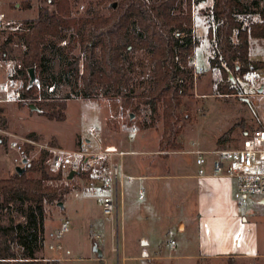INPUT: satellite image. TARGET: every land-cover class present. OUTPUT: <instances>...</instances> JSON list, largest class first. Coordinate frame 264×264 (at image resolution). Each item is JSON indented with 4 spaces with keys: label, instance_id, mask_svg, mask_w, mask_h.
I'll return each mask as SVG.
<instances>
[{
    "label": "rangeland",
    "instance_id": "1",
    "mask_svg": "<svg viewBox=\"0 0 264 264\" xmlns=\"http://www.w3.org/2000/svg\"><path fill=\"white\" fill-rule=\"evenodd\" d=\"M23 1L0 0V45L2 38L7 39L15 32L21 31L24 28L23 21L35 14L36 3L33 4L34 10H18ZM98 1L100 0H80L72 8L73 15L83 16L88 5ZM241 1L250 4L254 0ZM201 8L203 6L198 5L194 9V32L198 46L191 59L193 70L199 68L201 72L193 75L188 108L182 110L189 115V120L182 125L179 138L183 153L172 156L167 161L152 160L158 158L153 152L157 151L162 132L161 123L150 130H140L135 136L123 129L125 118L118 119L115 129L109 128L104 123L105 118L110 116L106 101L81 100L78 97L81 85L73 83L71 79H65L54 87L44 86L43 89L45 97L67 98L64 121H50L41 113L31 111L28 105L36 106L37 100L34 98L38 88L28 92V78L26 81L21 79L20 62L23 49L19 39L14 38L4 52L0 49V61L4 65L9 63L8 77L16 82L19 94L25 93L28 96L0 105V178L11 175L16 166H23L22 156L28 159V165L44 156L46 172L55 176L58 172L51 170L48 164L51 151L59 149L97 152L98 144L103 143L105 139L117 142L120 150L123 148L128 151V158L125 157L124 161L128 159L130 174L145 173L149 169L161 171L165 164H169L180 167L182 170L176 173L182 175L186 170L195 171V155L192 153L195 150L213 152L240 148L243 132L248 131L247 126L252 129L264 126V111L258 112L255 109L257 105L264 104V97H242L241 93H250L251 89L242 82L241 77L233 79L238 94H214L215 86L212 82L220 81L222 76L219 70L209 67V58L213 53L206 38L204 20L198 16ZM102 14L107 15V11ZM54 42L58 47L57 50H52L53 53L64 54L67 40ZM46 54L48 72L59 74V56L52 55L48 50ZM250 57L252 60L264 61V42H253ZM125 62L133 77L134 92L140 93L148 88L151 78L148 55L145 52L126 53ZM258 70L264 72V68ZM5 78V74L0 73V82ZM105 126L112 132L105 131ZM91 128L95 130L94 133L90 131ZM95 134H98V137ZM30 135H33V138H29ZM12 144L20 146L27 154H21ZM207 159L210 161L213 157L209 156ZM27 176L31 177L33 174L28 173ZM88 181V178H72L67 183L69 192L63 196L62 206L59 207L57 202L45 205L43 243L35 254L37 258L43 256V249L47 259L58 261V264H102L91 260L97 256L94 252V246H97L101 248L104 264H264L263 259L197 260V228L196 222L193 224L192 221L193 202H186L188 207L182 215L189 226L184 233L178 232L176 223L183 219L180 208L184 205L186 195L173 189L166 192V187L161 185L166 181H160L157 189L152 192L145 190L138 181H125L124 204H120V197L118 200V233L111 237L110 231L112 229L114 234V227L103 217L98 202L101 195L87 187ZM173 182L177 183L178 180ZM88 189L90 193L87 194ZM235 190L233 189L231 197L236 207V216L238 215L240 224L246 221L240 226L237 225L236 230H242L240 238H244L243 241L250 242L252 238L254 243V239H257V251L264 254V203L259 201L261 196H248L242 201ZM83 196L86 198L88 210L82 205ZM138 196L143 199L139 200ZM174 204L176 206L173 208ZM22 211L23 208L19 204L12 205L8 212L0 209V226L16 222L25 223ZM182 229L183 226L180 230ZM170 239L176 243L171 249L166 245ZM157 247L158 254L154 257L145 254L141 257V249L145 248L152 255V250ZM171 256L174 258L170 259Z\"/></svg>",
    "mask_w": 264,
    "mask_h": 264
},
{
    "label": "trees",
    "instance_id": "2",
    "mask_svg": "<svg viewBox=\"0 0 264 264\" xmlns=\"http://www.w3.org/2000/svg\"><path fill=\"white\" fill-rule=\"evenodd\" d=\"M79 1L24 0L18 10H32L36 3L35 14L0 45L4 52L12 39L21 42V79L26 81L27 70L34 69V88L27 91L38 88L35 107L50 121L65 120L67 98L45 97L44 86L71 79L81 85V100L106 101L110 113L107 127L115 129L120 118H125L122 127L127 131L152 129L161 123L159 153L181 151L182 125L189 120L182 110L188 108L191 97V59L198 46L194 32L198 5L203 6L198 16L204 20L213 53L209 67L222 76L212 82L214 94H238L230 76L242 78L246 71L264 68V61L250 57L253 42H264V0L250 4L241 0H100L76 17L72 8ZM65 40L66 52L53 53L58 47L54 41ZM47 50L59 56L61 72L57 75L48 72ZM137 52H145L151 65L150 85L140 93L132 88L133 77L125 62L126 53ZM17 93L21 99L28 96L19 94V89ZM246 128L243 140L245 134L260 127ZM44 159L40 156L32 161L20 176L13 172L0 178V209L8 212L19 204L25 218V223L0 226V264H58L39 260L35 254L43 243L45 205L62 203L71 180L61 172L50 176ZM74 177L89 179V173L77 172Z\"/></svg>",
    "mask_w": 264,
    "mask_h": 264
},
{
    "label": "crops",
    "instance_id": "3",
    "mask_svg": "<svg viewBox=\"0 0 264 264\" xmlns=\"http://www.w3.org/2000/svg\"><path fill=\"white\" fill-rule=\"evenodd\" d=\"M5 40L6 38L4 37L2 38L1 42L2 41L4 42ZM0 62L2 64V68L0 69H3L0 70V73H4L5 77L7 78L10 65L9 63L4 65L2 61ZM108 117L109 116H107L105 120ZM146 130H150V129H146ZM105 131H107L108 133L112 132L107 127L105 128ZM127 132H129L131 136H135L140 131H137L135 129L134 134H132L131 131H127ZM88 142L89 141H86V143ZM103 151L113 153V156H111L109 160L111 163H116L118 160V158L114 156L115 153L122 152L125 154L122 159V168L125 177L122 180H119L117 185V211L115 214L116 220L114 219V222L110 221V226L112 225L114 227L113 229L114 234L112 233V229L110 231L111 237H114V235H117L118 233V208H119L118 200L120 197V204L121 205L124 204L123 188L125 186V181L127 182L138 181L139 183H141L139 184L140 186L145 187V190L147 191L149 190L151 192L157 189L160 181H166L161 184L163 187H166L167 189L166 192H170L171 189H173L176 192L181 193L182 195H186L184 205L183 207L180 208L181 218H183L185 221L183 219H179L177 221L176 225L178 228L177 229L178 232L184 233L186 228L189 226L186 218L183 217L182 215L185 214L184 211L188 207V204L186 202H188L189 200H192L193 202L192 221L193 224L196 222V228H197L196 239L198 242V256L195 257L197 260H209V261L221 260V259L223 260L234 259L235 261H240L243 259L264 260V254H260L257 251V243H256L257 239H254V243L252 242V238L250 242H246V240L243 241L244 238L243 239L240 238L242 237V230L239 231L236 230L238 226H240L242 223L244 224L246 221H242V223L240 224L238 215L236 216V207L232 202V197H231L233 189L235 190L236 188V182L234 179L224 176H211L209 167L207 168V175L203 177L197 176L196 168L195 171L193 172H189L190 170H186L184 173H182V175H179V173L176 172H179L182 169L176 165L170 166L169 164H165L164 169L161 171L156 172L154 169H149L145 171V173L130 174L128 173L129 170H128L127 150L124 151L123 148H121L120 150V146L117 142H113V140L105 139L103 143L98 144L97 152H103ZM182 151L183 148L181 151L169 152L166 155H162L159 153L158 145H157V151L153 152V155L157 156L160 160L158 158H153L152 160H158L160 162L167 161L170 160L172 156H176L183 153ZM125 157L127 158L124 161ZM173 181H176L177 183H174ZM87 184H88L87 187H89L90 190L92 191L94 190L100 193L97 185H94L89 181ZM89 189L86 192L87 194L90 193ZM100 198L101 196L98 199L99 204H100ZM138 199L141 200L143 198H141V196H138ZM81 200L84 209L86 208L88 210L89 207L87 206L86 198L83 196ZM259 201L261 203H264V198L261 196ZM175 206L176 205L174 204L173 208ZM181 226H183L182 230H180ZM170 241L174 242V245L172 247L170 246ZM166 245L171 249L175 247L176 243L173 239H170L167 241ZM141 252H142V256H141L142 258L144 257V254L148 257L151 256L152 258L155 256V254H158V247L152 250V255H150L145 248L144 250L141 249ZM42 255L43 256L38 257L39 260L53 261L51 259H47V257L45 256L46 255L45 252H43V249H42ZM102 257L103 255L101 256V258H98V256L92 257L91 260L99 261L102 264H104ZM169 258L173 259L174 257L171 256Z\"/></svg>",
    "mask_w": 264,
    "mask_h": 264
},
{
    "label": "built area",
    "instance_id": "4",
    "mask_svg": "<svg viewBox=\"0 0 264 264\" xmlns=\"http://www.w3.org/2000/svg\"><path fill=\"white\" fill-rule=\"evenodd\" d=\"M2 15L0 14V21ZM0 68L2 64L0 62ZM193 75L196 76L201 69L194 68ZM242 82L251 89L250 93H241L244 98L264 97V72L260 70L246 71ZM262 87L259 93L258 89ZM18 87L12 78H5L0 82V105L13 102L18 99ZM256 111H264V104L256 106ZM95 132L93 128L90 130ZM135 133V129H131ZM98 134H95L97 136ZM98 137V136H97ZM18 152L20 146L12 144ZM196 174L198 177L207 175V168L210 169L211 176H224L232 178L236 182V194L242 201L248 196H264V126L245 134L241 147L232 150H219L205 152L195 150ZM124 153L118 152L114 156L118 158L116 163L109 160L113 153L103 152H82V151H64L53 150L48 158V164L51 170L61 172L68 176L70 172H88L89 182L97 185L101 194L100 205L103 217L106 220H116L117 211V185L118 181L124 176L122 168V159ZM213 157L208 160L207 157ZM66 224H64V227ZM64 228L63 231H65ZM174 245L170 241V246Z\"/></svg>",
    "mask_w": 264,
    "mask_h": 264
},
{
    "label": "water",
    "instance_id": "5",
    "mask_svg": "<svg viewBox=\"0 0 264 264\" xmlns=\"http://www.w3.org/2000/svg\"><path fill=\"white\" fill-rule=\"evenodd\" d=\"M112 8H115V6H116V4L115 3H113L112 5H110ZM27 76H28V86H27V89H29V88H31L33 85H34V83H35V80H36V75H35V71H34V69H28L27 70ZM230 78H231V80H233L232 79V77L230 76ZM234 82V81H233ZM262 91V87H260L259 89H258V92L260 93ZM28 108L31 110V111H36V112H38V109L34 106V105H28ZM21 164L23 165V166H16L15 167V173L17 174V175H22L24 172H25V166H27L28 165V159L25 157V156H22L21 157ZM75 176V172H70L69 174H68V176H67V179L68 180H71L73 177ZM58 206L59 207H61L62 206V204L61 203H59L58 204ZM144 242V241H143ZM94 252L97 254V256H98V258H101V256H102V253H101V251H100V249L99 248H97L96 246H94Z\"/></svg>",
    "mask_w": 264,
    "mask_h": 264
}]
</instances>
